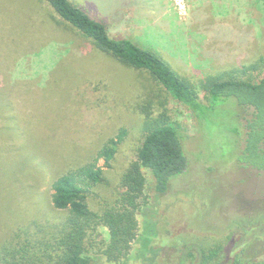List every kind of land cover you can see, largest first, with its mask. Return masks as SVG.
<instances>
[{
    "label": "rangeland",
    "instance_id": "374dc122",
    "mask_svg": "<svg viewBox=\"0 0 264 264\" xmlns=\"http://www.w3.org/2000/svg\"><path fill=\"white\" fill-rule=\"evenodd\" d=\"M70 1L105 24L110 36L140 38L161 52L179 73L189 74L203 104L198 82L204 75L227 71L252 81L264 75V0ZM14 2L21 6L25 0ZM38 6L34 22L23 30L13 26L7 9L0 10V91L9 99L5 118L0 115V249L20 226L61 219L66 213L50 201L56 173L92 158L125 126L126 140L111 167H104L109 183L93 187L88 196L97 213L119 206L118 178L143 140L134 130L131 105L154 87L148 72L131 70L127 78L125 69L102 61L90 39L65 24L46 1ZM163 95L162 108L180 133L187 167L161 195L144 170L147 186L129 255L117 261L102 255L110 235L99 223L88 242L94 264H228L239 255L242 264H264V244L247 251L252 237L264 243V173L239 167L233 158V110L198 113ZM9 117L18 139L6 131ZM238 122L242 131L243 121ZM24 142L30 150L37 147L42 165L21 161L15 146ZM203 253H219L220 259L204 261Z\"/></svg>",
    "mask_w": 264,
    "mask_h": 264
},
{
    "label": "trees",
    "instance_id": "16d2710c",
    "mask_svg": "<svg viewBox=\"0 0 264 264\" xmlns=\"http://www.w3.org/2000/svg\"><path fill=\"white\" fill-rule=\"evenodd\" d=\"M41 1H46L65 24L90 39L97 55L105 58L102 61L108 59L119 69H125L129 79L131 70L148 72L156 89L143 87L145 93H142L140 103L134 101L131 105V112L135 115L134 130H140L143 140L136 147L135 158L126 164L118 178L116 200L119 206L97 213L89 207L88 196L93 187L109 183L104 167H111L117 151L126 140L128 130L125 126L119 127L103 142L92 158L56 173L50 184V201L54 209L66 214L56 222L47 219L46 222L20 226L0 249V264H94L88 242L90 233L96 231L99 223L107 227L110 235L102 255L110 261L126 259L136 237V211L147 186L144 170H148L153 177V192L161 195L167 191L169 180L187 167L180 133L170 121L166 109L162 108L163 94L193 107L198 113L217 108L233 110L237 120V128L233 131V158L239 167L264 173V75L257 81L225 75L227 71L222 73L224 75H204L198 82L207 101L203 104L199 101L194 83L188 78L189 74L179 73L161 52L140 38L110 36L105 24L93 19L84 8L70 0H25L21 6L15 5L14 0H0V10L7 9L13 17L11 20H15L16 25L13 26L23 30L34 22V10ZM51 28L54 29V26ZM131 82V89L136 90V81ZM156 91L157 95L154 94ZM6 96L1 90L0 115L3 118L4 112L9 110ZM52 99L51 95L48 96L46 103ZM62 108L59 105L58 112ZM9 120L6 131L18 139V127L10 117ZM239 120L243 121L240 122L243 124L242 131ZM25 144L15 146L21 161L26 160V164L31 166L42 165L38 160L37 147L30 145V150ZM100 161L102 164H99ZM259 240L257 237L250 238L247 251L260 250L264 243ZM201 256L204 261L214 256L220 259L219 253H203ZM241 256L228 264H242ZM248 264L262 263L250 261Z\"/></svg>",
    "mask_w": 264,
    "mask_h": 264
}]
</instances>
